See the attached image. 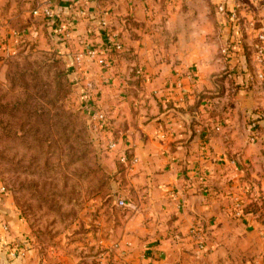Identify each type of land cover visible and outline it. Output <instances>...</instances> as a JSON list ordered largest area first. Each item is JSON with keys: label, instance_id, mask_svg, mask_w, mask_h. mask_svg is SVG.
I'll use <instances>...</instances> for the list:
<instances>
[{"label": "crops", "instance_id": "0c3cea01", "mask_svg": "<svg viewBox=\"0 0 264 264\" xmlns=\"http://www.w3.org/2000/svg\"><path fill=\"white\" fill-rule=\"evenodd\" d=\"M209 1L218 0H189V8L179 2L168 6V22L175 34L189 10V59L174 66L185 53L183 46L162 52L152 26L156 19L147 20L143 14L145 0H134L131 6V0L125 1L120 13L103 11L94 0L79 4L75 0H0V68L5 58L16 53V42L37 35L36 24L27 25L25 32L17 28L30 19L29 8L39 6L52 10L53 33L57 27L69 29V43L59 45L66 54L75 52L82 38L94 51L81 63L75 61L80 49L68 54L70 75L80 84L91 118L95 114L89 109L104 114L118 159L125 162V154L139 159L137 165L132 158L125 163L137 171L129 178L137 195L131 202L121 198L128 209L123 232L128 245L122 253L111 255L112 264H199L189 259L192 226L203 230L205 251L218 249L214 235L228 231L233 218L229 196L246 185L245 191H250L245 175L264 168V80H247L250 67L254 68L255 34L243 26L247 52L241 53L236 28L217 12L216 17L211 15ZM248 1L242 9L249 12L244 20L255 18L257 25H264V0ZM226 4L231 9L242 1L227 0ZM79 9L84 15H76ZM102 21L116 29L106 37L97 32L87 39L86 32H96ZM174 21L179 26L174 27ZM146 25L151 26L148 31ZM185 41L181 34L171 43ZM114 42H121L128 52L111 54L107 49ZM223 74L227 77L222 81ZM136 181L142 186L136 188ZM251 217L245 213V222ZM214 221L219 222L216 228ZM1 224L9 230L0 233V264H20L11 256L22 224L7 190L0 200Z\"/></svg>", "mask_w": 264, "mask_h": 264}, {"label": "rangeland", "instance_id": "374dc122", "mask_svg": "<svg viewBox=\"0 0 264 264\" xmlns=\"http://www.w3.org/2000/svg\"><path fill=\"white\" fill-rule=\"evenodd\" d=\"M94 1L103 11L108 8L120 13L127 0ZM133 1L128 5H134ZM145 1L144 17L156 19L152 26L162 42L158 46L162 52L183 46L185 53L181 60L174 61V66L184 63L189 59V10L184 12L182 27L175 34V28L170 30L168 6L179 2L189 8V0ZM241 1L242 5L231 9L226 7L227 0L209 1L210 14L216 17L217 12L233 24L239 34L240 52L246 54L243 26L254 32L256 42L258 29L263 25H257L255 18L244 20L249 12L242 9L249 1ZM152 7L158 8L157 12ZM37 8H29L30 19L22 20L17 28L25 32L27 25L36 24L37 35L16 42V53L5 58L0 68V183L9 192L10 203L22 224L12 248L22 250L23 255L11 252V258L20 264H112L111 255L122 253L128 245L123 241L128 209L119 206L118 200L125 198L131 202L136 197L129 178L137 171L125 165L131 156L125 154V162L118 159L116 140L106 130L105 117L103 122L91 118L80 84L68 70L66 56L79 49L81 53L90 51V46L82 38L77 41L78 49L66 54L59 45L69 43L71 38L65 37L66 33L70 34L69 29L63 27V32L53 33L50 28L54 29L56 24L51 25L43 16L35 17L33 11ZM76 15L80 16L78 11ZM107 26L102 28L98 24L96 32L87 31L85 37L88 39L97 32L106 37L116 29ZM177 26L174 21V27ZM149 28L146 25V31ZM213 31L216 32L214 28ZM181 34L186 37L183 45L171 43L177 35L181 38ZM119 43L120 52H115L112 45L107 51L125 55L127 47ZM251 47L254 49L253 44ZM232 53H235L233 49ZM250 68L253 72L254 68ZM175 77L180 78L178 73ZM89 111L93 115L100 112L96 108V112ZM131 161L133 165L139 164L138 158ZM263 172L264 168L247 172L245 179L250 191H245L246 185L229 196L233 217L228 223L230 228L212 237L216 248L222 249L205 251L204 235L202 249L189 240L192 244L189 259L199 260V264H264ZM135 183L136 188L142 186L140 181ZM237 203L241 213L234 215L232 208ZM245 213L252 214L250 222H245ZM213 223L215 228L219 224Z\"/></svg>", "mask_w": 264, "mask_h": 264}, {"label": "built area", "instance_id": "2783aa9c", "mask_svg": "<svg viewBox=\"0 0 264 264\" xmlns=\"http://www.w3.org/2000/svg\"><path fill=\"white\" fill-rule=\"evenodd\" d=\"M78 2L84 1V0H77ZM78 14L80 16L84 15V11L82 9L78 10ZM33 15L34 16H43V18H50L52 17V11L47 7H43V8H37L33 11ZM100 25L102 26V28H105V26L107 25L106 22L102 21L100 23ZM57 31L59 33L63 32V27H59L57 28ZM65 37L70 38V34L66 33ZM254 49H253V53H254V70L252 72V74H250L248 76V79L250 80H255V79H259L260 81L264 80V25L262 27H260L258 29V33L256 36V42L254 43ZM113 50L115 52H120L122 50V45L119 42H114L112 44ZM111 50V49H110ZM94 51L90 50L87 51L85 53H77L75 55V61L77 63H81L84 56L85 55H93ZM94 118L97 119L98 122H103L104 121V115L103 113L99 112L97 114L94 115ZM254 130V126H252L251 131ZM136 162V160H134V163ZM6 192L4 187L0 188V200H1V196ZM237 199V198H235ZM238 202V199L236 200ZM118 205L119 206H126L125 200L124 199H119L118 200ZM236 206L232 209H234V211H232V213L234 215L236 214H240L241 213V207L239 205V203L235 204ZM9 230L8 226L6 224H1L0 226V233L2 232H7ZM189 235L191 238V241H194V243L197 244V247L199 249H202L204 247V232L203 230L199 227V226H192V228L189 231ZM2 243V239H1V234H0V244ZM6 245V244H5ZM13 253H19L20 255H23V251L22 250H17V248L15 246H13L12 248Z\"/></svg>", "mask_w": 264, "mask_h": 264}, {"label": "trees", "instance_id": "16d2710c", "mask_svg": "<svg viewBox=\"0 0 264 264\" xmlns=\"http://www.w3.org/2000/svg\"><path fill=\"white\" fill-rule=\"evenodd\" d=\"M47 20H48V21H51V25H55V24H56V22H54L56 19L54 20L53 17H51V18H47ZM226 76H227L226 74H223V75L221 76V78H222V79H225Z\"/></svg>", "mask_w": 264, "mask_h": 264}]
</instances>
